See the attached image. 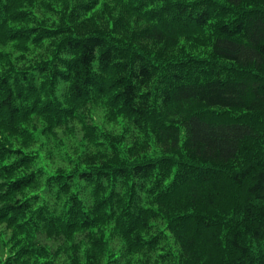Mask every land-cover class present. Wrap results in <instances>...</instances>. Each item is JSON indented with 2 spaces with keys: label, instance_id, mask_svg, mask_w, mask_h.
I'll list each match as a JSON object with an SVG mask.
<instances>
[{
  "label": "trees",
  "instance_id": "obj_1",
  "mask_svg": "<svg viewBox=\"0 0 264 264\" xmlns=\"http://www.w3.org/2000/svg\"><path fill=\"white\" fill-rule=\"evenodd\" d=\"M40 1L0 0V25L28 20L31 11L42 10ZM102 1L73 0L67 16L74 29L57 43L50 41V56L44 59L43 54L14 79L0 75V127H11L28 110L44 117V105H52L58 120L53 128L67 126L80 136L85 133L79 121L82 111L89 109L93 95L103 96L134 124L151 128L164 144L175 148L182 142L189 158L177 163L171 177L172 168L157 160L115 165L114 173L132 178L124 206L114 204L111 196L101 197L98 170L81 171L79 178L96 180L91 206L79 205L81 199L72 195L66 210L55 213L44 205L43 193L26 195L40 180L35 170L28 171L31 156L0 138V231L9 239L20 234L23 241L8 259L58 264L49 262L51 249L57 254L65 245L68 229L71 242L86 244L98 219L113 218L125 225L127 235L133 232L125 241L126 254L152 251L153 264H264V3L220 22L231 8L255 0L171 1L159 7L145 0ZM89 11L91 16L83 18ZM113 13L118 14L113 25L133 20L140 24L137 40L162 45L186 31L208 28L213 56L239 67L240 74L210 67L205 61L211 59L154 63L105 32L109 22L102 24L98 16L111 19ZM35 28L7 26L5 33L21 34L13 39L23 40L22 52L29 45L43 49V36L53 40L57 29L45 28L46 35L44 26L39 33ZM58 81L69 83L71 106L37 96ZM26 95L32 98L22 110L18 101ZM53 184L69 193L64 177ZM154 222L160 228L153 229ZM172 238L178 255L170 247ZM45 255L49 259L43 261ZM32 256L38 259L34 263ZM135 261L148 264L137 257Z\"/></svg>",
  "mask_w": 264,
  "mask_h": 264
},
{
  "label": "rangeland",
  "instance_id": "obj_2",
  "mask_svg": "<svg viewBox=\"0 0 264 264\" xmlns=\"http://www.w3.org/2000/svg\"><path fill=\"white\" fill-rule=\"evenodd\" d=\"M171 1H189V0H145V4H150V7H159L163 3ZM223 0H218L222 2ZM103 4V1L100 0ZM264 0H255L253 2H244L239 7L231 8V13L225 17H219L218 21H226L237 16L242 9L250 7L251 5L260 6ZM23 8L31 11L26 3H23ZM42 10L36 13L31 11L28 14V20L24 22H8L5 27L0 25V75L6 74L14 79L17 71L26 69L33 65L38 58L44 54L50 56L48 44L50 41L57 43L62 38L66 37L73 31L74 22H71L67 16L69 10L73 6V0H43L39 2ZM144 9L145 6H144ZM116 13H113L111 19H106L102 16L100 22L109 24L105 32L113 35L114 41L119 45L138 48L143 51L145 55L149 56L150 60L159 65H169L174 60H183L187 58L192 62L205 61L204 59H211L205 61L209 66H214L223 70L233 73L234 75L240 74V71L234 64L224 62L216 59L212 54L211 43L212 37L208 28L199 29L196 31H186L183 36L177 37L173 42L165 45L156 42H144V40H137L139 36L136 30L139 29L140 24H136L133 20L126 21V18L120 22V25H113V20L116 19ZM91 12H86L83 18H89ZM1 22V21H0ZM124 22V24H123ZM112 24V25H111ZM10 26L15 29H32L38 30L37 33L42 32L40 27L57 29L55 38L43 36L42 43L45 44L43 49H34L29 45L26 52H22L19 48V42L23 40L19 37L14 40L13 37L21 34H14L9 36L5 33L6 27ZM37 33L31 35L33 37ZM12 37V38H10ZM216 60V61H215ZM96 67V64H94ZM21 75H19L20 77ZM37 79V78H36ZM40 80H37L39 83ZM69 83L58 81L50 88L44 87V92H38L42 100L60 101L62 105H70L67 100L69 98ZM91 106L89 109H84L79 121L84 126L85 133L76 136L70 127H62L61 129H54V120L56 114L52 105H44V117L26 111L23 115H19L11 125L6 128L0 127V138L2 142L11 144L12 147L24 148L27 155L31 156V163L28 166V171L35 170L40 176L39 184L35 189H28L26 195L34 193H43L44 205L51 211L58 213L62 209L66 210L68 199L74 195L76 198L81 199L79 205L89 208L93 201L92 189L95 186L96 180H83L79 178V172L89 171L94 172L98 170L97 180L100 182L101 197L111 196L113 203L117 205H125L126 196L132 182L131 176H120L114 173L115 165L127 166L130 163L138 161H160L164 162L172 168L170 177L175 172L177 163L184 157L189 158L186 150L182 147V142L177 147H170L164 143L160 138H157L153 130L147 126H138L132 120L122 114L117 106L108 105L105 98L92 96ZM31 95H26L19 100L18 103L22 106V110L29 108ZM50 100V101H51ZM57 103V102H56ZM79 103L77 105L79 106ZM3 115V114H2ZM72 115V114H71ZM7 130H10L11 133ZM183 131L181 132V134ZM9 160H14L11 158ZM9 160H6L8 162ZM176 161L172 165L173 161ZM1 163V162H0ZM25 169L19 172H12L9 177L22 173ZM6 177V179H9ZM64 177L69 186V193L64 195L61 193L58 185L53 184L54 181ZM143 202H145V195L142 194ZM153 229L160 228L159 223L152 224ZM77 228V226H74ZM125 225H121L117 220L111 219H98L95 222L94 228L91 229V238L84 244L76 245L73 242L70 229L66 231L68 240L65 245H62L56 254L54 248L51 249V255L43 258V261L49 259L50 263L56 261L58 264H137L135 258H139L148 264H153L157 261L155 258L156 253L147 252L138 255L132 253L127 255L125 252V241L129 240L127 229ZM134 228V226H133ZM78 229V228H77ZM17 238H8L0 231V264H19L23 261L22 258H15L10 261L8 258L14 257L17 254L23 241L20 240L21 235L17 234ZM146 237V236H144ZM173 238L170 239V247L175 251ZM26 245V243H24ZM169 247V248H170ZM168 248V249H169ZM124 250V252H123ZM124 255L122 256V253ZM179 250H176V255ZM37 257L30 258L33 263ZM42 261V260H41Z\"/></svg>",
  "mask_w": 264,
  "mask_h": 264
}]
</instances>
